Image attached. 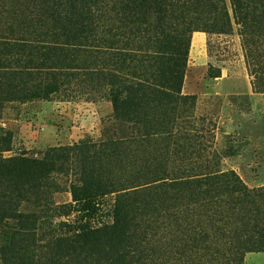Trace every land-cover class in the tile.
<instances>
[{
    "label": "trees",
    "instance_id": "1",
    "mask_svg": "<svg viewBox=\"0 0 264 264\" xmlns=\"http://www.w3.org/2000/svg\"><path fill=\"white\" fill-rule=\"evenodd\" d=\"M234 25L260 45L264 0H0V119L8 105L81 98L107 100L114 119L98 142L39 158L4 156L14 134L0 125V264L264 254V187L205 160L178 128L193 34L232 35ZM255 81L264 94V67ZM55 176L69 177L71 203L51 200ZM74 204L83 214L53 227Z\"/></svg>",
    "mask_w": 264,
    "mask_h": 264
},
{
    "label": "rangeland",
    "instance_id": "2",
    "mask_svg": "<svg viewBox=\"0 0 264 264\" xmlns=\"http://www.w3.org/2000/svg\"><path fill=\"white\" fill-rule=\"evenodd\" d=\"M247 38L236 25L232 35L193 34L179 99L178 112L184 113L177 117L178 128L195 135L200 143L196 147L206 148L203 158L235 171L248 187L259 188L264 187V94L257 91L255 79L264 67V39L259 45ZM211 69L221 75L209 78ZM113 123L111 104L103 98L38 101L20 111L8 105L0 125L13 132L14 142L4 156L39 158L49 148L95 143ZM54 180L51 200L71 203L69 177ZM83 211L74 204L70 217L52 219L53 227ZM243 264H264V254H248Z\"/></svg>",
    "mask_w": 264,
    "mask_h": 264
}]
</instances>
